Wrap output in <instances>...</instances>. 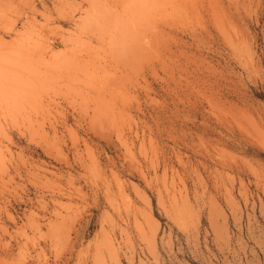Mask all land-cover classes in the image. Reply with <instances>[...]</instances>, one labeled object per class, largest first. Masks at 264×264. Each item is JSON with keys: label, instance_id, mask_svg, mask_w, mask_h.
I'll return each instance as SVG.
<instances>
[{"label": "rangeland", "instance_id": "rangeland-1", "mask_svg": "<svg viewBox=\"0 0 264 264\" xmlns=\"http://www.w3.org/2000/svg\"><path fill=\"white\" fill-rule=\"evenodd\" d=\"M154 1L0 0V264H264V0Z\"/></svg>", "mask_w": 264, "mask_h": 264}, {"label": "bare ground", "instance_id": "bare-ground-1", "mask_svg": "<svg viewBox=\"0 0 264 264\" xmlns=\"http://www.w3.org/2000/svg\"><path fill=\"white\" fill-rule=\"evenodd\" d=\"M153 1H154V0H153ZM133 2H134V1H133ZM135 2H136V1H135ZM139 2H140V1H139ZM154 2H155V1H154ZM158 2H159V0H158ZM158 2H157V3H158ZM160 2H161V1H160ZM160 2H159V5H160ZM137 4H139V3H137ZM152 4H154V3H152ZM170 4H171V3H170ZM139 5H140V4H139ZM145 5H146V4H145ZM149 5H150V4H149ZM146 6H147V5H146ZM153 6H154V5H153ZM148 7H149V6H148ZM159 7H160V6H159ZM141 8H142V7H141ZM155 8H156V6H155ZM157 8H158V7H157ZM160 8H161V7H160ZM162 8H163V7H162ZM142 9H143V8H142ZM142 9H141V10H142ZM144 9H145V8H144ZM149 9H150V8H149ZM137 10H138V9H137ZM151 10H152V9H151ZM138 11H139V10H138ZM159 11H160V10H159ZM180 11H181V10H180ZM134 12H135V11H134ZM153 13H154V12H153ZM37 14H38V13H37ZM41 14H42V13H41ZM39 15H40V14H39ZM43 16H44V15H42V18H44ZM44 19H46V18H44ZM44 19H43V20H44ZM133 19H134V18H133ZM133 19H131V20H133ZM47 20H48V19H47ZM134 21H135V19L133 20V24H136V23H134ZM139 21H140V20H139ZM39 22H40V21H39ZM135 22H137V21H135ZM26 23H27V22H26ZM46 23H47V22H46ZM138 24H140V23L138 22ZM44 26H45V25H44ZM44 26H41V24H39V23L37 22V20L34 19L32 22H29V24L26 25V27L24 28V31H22L19 35L22 36L24 32H27V30L30 29L29 31H30V32L33 31V33H34V34H37L38 37H43L42 35H44L45 33H42V32H43L42 30L44 29V28L42 29V27H44ZM128 26H130V25L128 24ZM128 26H127V27H128ZM136 26H137V24H136ZM138 26H140V25H138ZM45 27H46V26H45ZM152 27H153V26H152ZM83 28H84V24L82 23V24L79 26V31L82 30ZM132 28L135 29V26H133ZM138 28H139V27H138ZM26 29H27V30H26ZM128 29L131 30V27H129ZM133 29H132V31H133ZM73 31H74V30H73ZM130 32H131V31H130ZM138 32H139V31H138ZM138 32L134 30V33H135L136 35H137V34L139 35ZM140 32H141V31H140ZM142 32L144 33V31H142ZM28 33H29V32H28ZM72 33H73V32H72ZM134 33H133V34H134ZM31 34H32V33H31ZM133 34H132V35H133ZM135 34H134V35H135ZM78 35H79V34H78ZM138 35H137V37H138ZM142 35H143V34H142ZM17 36H18V35H17ZM139 36H141V35H139ZM146 36H147V34H146ZM134 37H135V36H134ZM138 38H139V37H138ZM147 39H148V38H147ZM18 40H19V39H18ZM68 40H69V39H68ZM140 40H141V39H140ZM64 42L66 43L67 41H64ZM139 42H140V41H139ZM62 43H63V42H62ZM65 43H64V44H65ZM145 43H146V42H145ZM86 45H87V44H86ZM66 46H67V44H66ZM47 47L49 48V50H51V46H50V44H48V42H47ZM0 48H1V47H0ZM79 51H80V50H79ZM85 51H88V50H85ZM49 52H50V51H49ZM81 52H82V49H81ZM79 53H80V52H79ZM87 53H88V52H87ZM84 54H85V53H84ZM90 57H91V56H90ZM90 57L88 58V60L90 59ZM91 58H92V57H91ZM93 58H94V56H93ZM89 61H91V60H89ZM83 62H85V61H83ZM91 62H92V61H91ZM94 62H95V61H94ZM97 62H98V60H97ZM85 63H86V62H85ZM87 64L90 65L91 63H87ZM99 64H100V62H98V65H99ZM95 66H96V65H95ZM91 68H92V67H91ZM99 69H100V68H99ZM101 70H103V69H101ZM101 70H100V71H101ZM98 72H99V71H98ZM100 73H101V72H100ZM94 74H96V73H94ZM104 74H105V73H104ZM104 74H102L103 76L101 75L102 78L104 77ZM94 76H95V75H94ZM96 77H98V76H96ZM96 77H95V79H94L93 81L96 80ZM105 79H106V78H105ZM95 83H96V81H95ZM107 83H108V82H107ZM108 84H109V83H108ZM111 84H112V83H111ZM92 85H93V84H92ZM99 87H100V86H99ZM99 87H98V88H99ZM106 87H107V85H106ZM110 87H111V86H110ZM173 195H174V194H173ZM173 195H172V196H173ZM172 196H171V197H172ZM174 198H175V196H174ZM175 199H176V198H175ZM182 205H183V204H182ZM110 239H111V238H110Z\"/></svg>", "mask_w": 264, "mask_h": 264}]
</instances>
